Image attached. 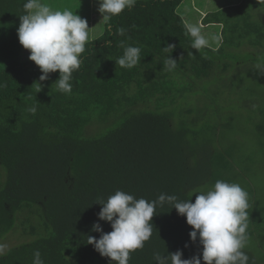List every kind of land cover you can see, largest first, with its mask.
<instances>
[{"label":"trees","instance_id":"trees-1","mask_svg":"<svg viewBox=\"0 0 264 264\" xmlns=\"http://www.w3.org/2000/svg\"><path fill=\"white\" fill-rule=\"evenodd\" d=\"M182 1L136 0L105 22L86 43L68 94L56 87L58 71L39 80L19 43L27 0H0V238L17 229L23 238L0 264H32L36 250L44 264H110L87 243L100 237L95 222L112 231L98 220L99 199L122 190L194 202V191L217 180L248 192L243 251L249 264H264V0L218 9L202 0L186 12ZM191 13L215 28L213 46L192 49L184 27ZM169 44L174 49L163 51ZM126 46L141 49L132 68L115 62ZM168 55L177 61L172 71ZM129 105L116 124L109 120ZM171 208L157 206L152 236L129 264H156V252L181 250L183 259L202 252L186 217Z\"/></svg>","mask_w":264,"mask_h":264},{"label":"clouds","instance_id":"clouds-1","mask_svg":"<svg viewBox=\"0 0 264 264\" xmlns=\"http://www.w3.org/2000/svg\"><path fill=\"white\" fill-rule=\"evenodd\" d=\"M98 11L102 20L110 21L126 8L135 6L136 0H98ZM24 15L20 18L17 29L19 43L30 51L29 60L33 61L42 72L40 81L49 78V73L59 72L55 81L56 87L63 93L72 91V73L80 68L81 54L89 40V26L86 19L70 10H53L40 0H27L23 5ZM185 34L192 38V49L200 50L208 45L198 24H185ZM125 29H118L120 35ZM111 40L104 43L110 47ZM174 45L163 47L168 52ZM141 49L136 46L124 47L122 56L115 62L121 67L132 68L140 61ZM177 61L167 56L165 67L172 71ZM261 65H257L259 68ZM39 84V83H38ZM41 86L37 92H39ZM35 113L36 109L30 108ZM192 199L178 200L175 195L160 194L156 200L135 198L122 190L115 191L107 199H99L101 210L97 213L99 221L108 222L112 231L104 232L101 224L95 222L91 231L100 233L97 239L89 235L88 244L102 257H107L115 264H129L130 253L142 249L153 232L152 218L157 206L170 203L177 213L186 217L191 226L189 237L192 242L199 240L202 252L191 258L183 259V252L162 255L153 254L156 264H249V256L243 249L246 247L249 213V194L235 182L217 180L205 191H194ZM191 196V197H192ZM171 208V209H172ZM6 246L0 244V254ZM185 247H188L186 244ZM32 264H44L39 250L34 251Z\"/></svg>","mask_w":264,"mask_h":264},{"label":"rangeland","instance_id":"rangeland-1","mask_svg":"<svg viewBox=\"0 0 264 264\" xmlns=\"http://www.w3.org/2000/svg\"><path fill=\"white\" fill-rule=\"evenodd\" d=\"M201 1L202 0H183L182 3L179 5V7L181 8L183 12H186L183 10V9L187 10L186 8L189 9L187 11H190L192 8L195 7L196 3L198 6H200L199 4L201 3ZM234 1L235 0H210L209 2H210V6L212 9L213 8L218 9V8H222L220 7L222 6V4L226 2L234 3ZM40 2L43 4H46L53 10H55L58 7H66L67 10L72 11L74 14L77 13L82 18L86 19L88 22V26L90 28L89 36L91 37V39L95 38L96 36L101 34V32L103 31L104 23L102 20V15L98 11V8H99L98 0H40ZM204 4L205 2L203 3V5ZM89 5L95 6L94 11L91 8H89ZM208 6L209 4L207 5V7ZM92 18L96 21L97 24H94L89 21V20H92ZM196 21L197 19L192 17V13H191L189 15L188 22L193 24V22H196ZM200 23H201L200 27L202 28L201 29L202 34L205 36V38L209 42L208 45L213 46L218 41L217 38L215 37V34H216L215 28L214 27L205 28V25L202 24V21L198 19L196 24L199 25ZM211 87L214 88L213 86ZM189 104H191V102H189ZM120 105L123 106L125 105V103H122ZM119 107L121 106H118V108ZM123 110H125L124 115H126L128 111H130V105L127 106V108L123 107V109L119 111L117 110V113H116L117 120L115 119L114 116L110 117L109 120L116 124L117 121L121 120V113ZM19 231L20 229H17L15 232H10L7 236L0 238V244H3L6 246L4 248L3 253L6 252L10 246H13L23 240V238H20L22 235H19Z\"/></svg>","mask_w":264,"mask_h":264},{"label":"crops","instance_id":"crops-1","mask_svg":"<svg viewBox=\"0 0 264 264\" xmlns=\"http://www.w3.org/2000/svg\"><path fill=\"white\" fill-rule=\"evenodd\" d=\"M89 8H91L93 11H94V9H95V6H90L89 5ZM66 9V7H58V8H56L55 10H61V11H63V10H65ZM90 22H92V23H94V24H97L96 23V21L92 18V20H89ZM103 23H105V21H103ZM105 25V24H104ZM90 30V29H89ZM91 39V37L89 36V40ZM23 48V47H22ZM23 51H27V50H25L24 48H23ZM28 52H30V51H28Z\"/></svg>","mask_w":264,"mask_h":264}]
</instances>
